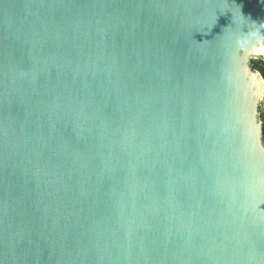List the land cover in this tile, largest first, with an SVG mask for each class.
Segmentation results:
<instances>
[{"label":"water","instance_id":"1","mask_svg":"<svg viewBox=\"0 0 264 264\" xmlns=\"http://www.w3.org/2000/svg\"><path fill=\"white\" fill-rule=\"evenodd\" d=\"M241 14L264 0H0V264H264Z\"/></svg>","mask_w":264,"mask_h":264},{"label":"clouds","instance_id":"2","mask_svg":"<svg viewBox=\"0 0 264 264\" xmlns=\"http://www.w3.org/2000/svg\"><path fill=\"white\" fill-rule=\"evenodd\" d=\"M241 19H247L241 14ZM248 23L242 24L229 37L230 47L236 56L244 57L264 55V34L261 29H264V23L257 24L247 19ZM247 27L245 33L243 29ZM253 88L258 91V81L255 77L251 78ZM257 138L259 137V125L257 126Z\"/></svg>","mask_w":264,"mask_h":264},{"label":"rangeland","instance_id":"3","mask_svg":"<svg viewBox=\"0 0 264 264\" xmlns=\"http://www.w3.org/2000/svg\"><path fill=\"white\" fill-rule=\"evenodd\" d=\"M263 61L261 60H254L253 61V66L256 65V64H259L260 66V69L258 70L260 73H262V71L264 70V63H262ZM260 112H261V115H264V98H263V101L261 103V107H260ZM262 119V118H261Z\"/></svg>","mask_w":264,"mask_h":264},{"label":"trees","instance_id":"4","mask_svg":"<svg viewBox=\"0 0 264 264\" xmlns=\"http://www.w3.org/2000/svg\"><path fill=\"white\" fill-rule=\"evenodd\" d=\"M262 63H264V62H262ZM264 65V64H263ZM254 68L256 69V70H259L260 69V66H259V64H256V65H254ZM262 76L264 77V70L262 71ZM261 120H262V122H263V124H264V115H261Z\"/></svg>","mask_w":264,"mask_h":264}]
</instances>
